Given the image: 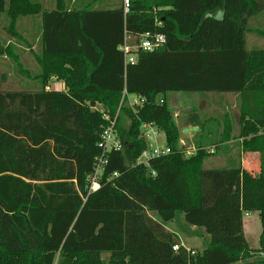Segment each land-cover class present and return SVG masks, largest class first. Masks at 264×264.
Instances as JSON below:
<instances>
[{
  "label": "trees",
  "instance_id": "1",
  "mask_svg": "<svg viewBox=\"0 0 264 264\" xmlns=\"http://www.w3.org/2000/svg\"><path fill=\"white\" fill-rule=\"evenodd\" d=\"M54 3L0 0V22L37 63L33 72L17 44L0 39V56L35 83L0 91V264H264L254 255L264 253V47L246 40L248 32L264 36V0H131L127 14L120 0ZM23 18L39 20L35 49L36 35L19 32ZM145 32L164 33L167 45L126 63L125 34ZM52 79L65 88H50ZM124 90L144 102L130 106ZM169 92L239 94L237 137L243 152L259 154L260 174L204 167L232 138L228 115L222 133L205 134L187 155L165 96L158 99ZM105 115L117 117L124 148L109 154L101 187L89 194ZM149 122L172 151L146 168L136 161ZM249 210L262 224L257 249L244 234ZM152 212L164 222L183 214L204 228L207 246L187 248Z\"/></svg>",
  "mask_w": 264,
  "mask_h": 264
},
{
  "label": "rangeland",
  "instance_id": "2",
  "mask_svg": "<svg viewBox=\"0 0 264 264\" xmlns=\"http://www.w3.org/2000/svg\"><path fill=\"white\" fill-rule=\"evenodd\" d=\"M45 8H53L55 0H40ZM30 20L27 18L20 19L18 21L19 32L22 31L28 25H30ZM261 22V21H260ZM8 22L4 16H1L0 22V39L4 44L16 43V50L23 61L29 68L35 72L37 70V63L34 59V56L30 53L28 48L24 45V42L17 41L7 29L4 28ZM28 24V25H27ZM34 24V23H33ZM250 25L255 27L258 26L257 21L253 18L250 20ZM261 29H264L262 27ZM247 47H264V36L255 33L248 32L246 34ZM34 86L35 83L26 81L25 77L20 74L14 61L6 56H0V91H9V90H24ZM166 98L168 105L170 106L175 120L178 123L180 129V146H186L187 148H192V140L195 137L190 135V131H195V127H190V123L202 122L204 120L213 119L208 125V128L205 130V134L209 133L212 126L215 127L216 120L221 124H224L225 117L228 115L232 122L239 121V108L236 107L229 110L231 107L236 105L237 99L234 98L231 94H211L208 93L205 96H200L199 93L194 92H169L166 95L159 94L158 99L161 97ZM239 99V97H237ZM235 118V119H234ZM240 123V121H239ZM182 133V135H181ZM239 134V131L235 133V136ZM183 140V141H182ZM208 144H211L209 140H206ZM158 143L160 145L165 143L164 135H160L158 138ZM154 141H150L149 145H154ZM223 145H220L218 152L222 150ZM216 152L214 155L207 157L204 162V167L208 168L212 162H214L217 157ZM211 157V158H210ZM209 158V159H208ZM153 216L164 223V225L171 231H174L180 238V240L185 244L189 249H193L196 252L202 251L208 244L209 235L205 232L204 228L192 226L187 224L184 221L183 214H180L178 218L174 221L164 222L155 212H152ZM244 234L251 248H259V239L262 232V224L257 211L249 210L247 213H244ZM256 257H263L264 253L254 254ZM108 254H105L104 257H107Z\"/></svg>",
  "mask_w": 264,
  "mask_h": 264
},
{
  "label": "built area",
  "instance_id": "3",
  "mask_svg": "<svg viewBox=\"0 0 264 264\" xmlns=\"http://www.w3.org/2000/svg\"><path fill=\"white\" fill-rule=\"evenodd\" d=\"M123 8L124 14H127L130 10L131 0H120ZM161 25V22H159ZM167 45V37L161 32H145L142 34H128L124 36V41L120 45V49L124 53L126 63H134L136 61L137 53L140 51L154 52ZM128 98V104L132 107L141 105L144 99L140 96L133 95V99L130 100L127 91L124 90L123 97ZM163 99H160V103H163ZM105 117L108 123L104 126L101 132V138L98 142L100 149L99 154L94 159L93 170L88 176L87 180L89 182V194L97 191L101 187V180L106 171V166L109 163V154L112 151L122 150L124 148L122 139L120 138L116 130L117 117L109 118L107 115ZM163 135L162 132L157 128L155 123L149 122L143 124V136L147 141V147L142 151L140 156L137 158L136 164H141L146 168H150V161L152 158L168 154L172 151V148L166 143L160 145L158 143V138ZM150 141H154V145H149ZM215 146H211L207 149L208 152H213ZM197 150V147L185 148V153L187 155L193 154ZM155 174V171H152ZM117 172L114 176H117ZM178 245H174L173 249L178 250Z\"/></svg>",
  "mask_w": 264,
  "mask_h": 264
},
{
  "label": "crops",
  "instance_id": "4",
  "mask_svg": "<svg viewBox=\"0 0 264 264\" xmlns=\"http://www.w3.org/2000/svg\"><path fill=\"white\" fill-rule=\"evenodd\" d=\"M27 19L30 20L31 22H30V25L27 24L28 26L25 27L26 36L28 39H31V37H33V34L36 35V39L33 41V46H32V48L35 49L37 42L39 40V30H40L39 20L38 19L34 20V19H30V18H27ZM50 88L62 90L65 88V85L62 81L52 79L50 82ZM226 94H231L234 96L235 99H237L236 105L231 107L229 110L231 111V109H233L235 107L238 109L239 99L237 97H239V94L223 93L222 95H226ZM129 99L132 100L133 96H130ZM208 121L210 123L211 121H215V120L210 119V120H207L205 122L203 120L202 122L190 123L189 126L195 127V129H196L195 131H190V135L192 137H195L192 140L193 145H195L194 147H196L197 141H199L200 138L205 135V130L208 128V125H209ZM239 121H240V114H239ZM239 121H236V122L234 121L232 123V125H233L232 138L229 140L223 141V142L222 141L219 142L220 145H223L222 150H220L219 152L217 150L218 153L216 154V156H214V157H217V159L214 162H212V164L208 168H220V167H227L228 165H231V164H237V165H241L245 170L250 172L252 175L257 176L260 174V171H261L260 162H259V154L256 152H243L241 150L242 149L241 145H242L243 139L240 137H237V135L235 136V133L238 132L239 128H240ZM218 128H220V129L218 130ZM211 131L212 132L217 131V134L219 131H221L220 133H222L223 127H222V125L219 126V123L216 120L215 127L212 126V128L210 129L209 132H211ZM214 134L215 135H213V133H210L209 137L216 138L217 134L216 133H214ZM181 135H182V133H181ZM217 137H218V139L220 138L219 135H217ZM214 152H216V148L214 149L213 152H210V153H214ZM205 160H204V162H205ZM242 198H243V201H245L244 196H242Z\"/></svg>",
  "mask_w": 264,
  "mask_h": 264
}]
</instances>
